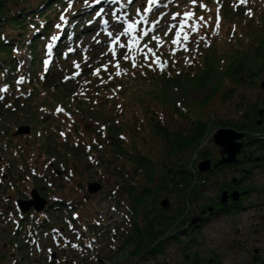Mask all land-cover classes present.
<instances>
[{
  "label": "rangeland",
  "instance_id": "1",
  "mask_svg": "<svg viewBox=\"0 0 264 264\" xmlns=\"http://www.w3.org/2000/svg\"><path fill=\"white\" fill-rule=\"evenodd\" d=\"M101 3L67 4L73 16H61L52 32L38 66L41 76L27 73L31 53L24 49L20 83L0 79V264H264V0H160L146 13L137 11L146 0H132L106 14ZM187 12L194 15L181 31ZM86 13L100 15L55 54L53 43L65 25ZM133 22L135 31L119 35ZM145 109L149 118L154 109L164 113L172 131L186 126V114L206 122L196 147L203 150L195 161L189 159L191 172L200 162L222 157L213 135L219 128L244 134L236 140L244 152L237 154L236 167L203 179L194 175L179 186L170 182L167 194L149 195L160 218H152L149 234L124 240L134 217L120 201L119 188L104 186L98 154L104 151L103 157L120 163V149L110 143L124 138V151H146L158 169L169 144L152 138V129L140 122ZM21 125L30 132L16 135ZM249 137L257 139L250 143ZM90 142L98 150H88ZM156 172L155 181L147 183L145 174L136 181L147 188V197L158 185ZM97 181L103 189L89 195L87 185ZM34 189L50 211H40L41 222L33 225L28 216L33 209L22 213L17 201L29 199ZM224 189L239 190L241 205L214 210ZM165 198L171 203L164 208ZM89 219L103 229L91 227ZM108 229H119L118 237L112 240ZM192 234L196 238L189 245L177 242Z\"/></svg>",
  "mask_w": 264,
  "mask_h": 264
},
{
  "label": "trees",
  "instance_id": "2",
  "mask_svg": "<svg viewBox=\"0 0 264 264\" xmlns=\"http://www.w3.org/2000/svg\"><path fill=\"white\" fill-rule=\"evenodd\" d=\"M71 1L73 4L82 2V0H0V79L2 83H4V81L5 83L8 82L9 85L11 83L14 84L15 82L20 83V78H17V72L20 69V63L18 60L21 57L24 49H28L31 53V69H27V73H31L32 75V72H37V76H41L43 74H41V71H38V66L42 64L41 59L46 53L45 47L46 45L53 42L52 32L54 31L58 21L61 20V16L65 14L69 20L73 16V14H69L71 10L70 7L67 6V4ZM102 1L105 3H101L100 10L102 12L105 11L104 14L122 7V4L131 5L129 0H121V4L117 3L115 0ZM65 8L69 11H64L63 13L62 10ZM93 16L94 14L90 15L89 13H86L83 17L79 16L77 20H74L75 22L69 21L70 25H65L63 32L59 34L60 36L58 38V42L53 43L55 47V54L58 55L60 52H62V46L71 41L74 38V35L79 34L78 29L80 26L83 28H89L90 25L88 24ZM110 18L115 20L113 17ZM72 25L73 27L71 29L70 26ZM188 112L189 111H186V113ZM144 114L146 117L145 119H141L140 122L143 124V126L152 129L151 137L153 138L154 135L155 137L159 136L165 145L169 144L165 156L167 159L162 161L160 164L157 162L158 169H155V161L149 157L146 151L138 149L134 152H131V150L128 148L126 151H124L126 142L124 141V138H122V140L119 138L115 139L112 143H110L111 146L108 143L103 144L104 142H99L100 140L97 141V143L99 142L103 144V147L108 145L116 150L120 149V151L116 152V154L118 157L123 158V160L118 163L116 162L117 157L114 158V161H112V159H110L108 156L103 157L107 155L103 154L104 151H101V153L98 154L103 161V164L100 165L103 167V173H101L100 179H104L106 182L104 184L105 187H109L110 189L114 190L119 188L120 192H122V199L120 200L127 204L134 217L129 231H126L127 233L124 237V240L133 239L135 236H140L144 232L149 234L154 225V220L157 221V219L160 218V216H157L156 212L152 210V208H158V206L154 204L155 201L150 199L149 195L156 196L162 194L163 191L167 194L170 190V182H173L174 185L179 186L178 184L184 181H190L189 178L194 176V174L188 168L190 161L189 159L196 150L198 143L203 138L205 127L207 125L203 120H197V117L194 119L193 115L186 114V126L184 128L178 127L176 130L172 131L169 129V124L171 123L168 118L165 117L164 113L160 114V112L154 109V115L149 118L148 109H145ZM107 126L109 127V125ZM96 131L100 133V138L102 136L101 131ZM115 133L116 132H114V134ZM111 138H114V135H111ZM256 139L257 138L255 137H251L249 142L253 143ZM120 141L121 143L123 141L124 142L121 144ZM13 142L15 143L16 140H13ZM93 143L95 145H93ZM93 143L90 142V144H87L88 150H98L96 147L97 143ZM13 145L14 144L12 142L9 143V147H12V149ZM115 151H108V149L105 150V152H108V154L110 152L115 153ZM131 161H135V165H131ZM240 163L241 162H238L237 164H224L217 169L210 170L207 173H203L197 168V176H195L203 179L205 174L209 173L212 176L217 172L222 171L225 167L233 168L238 166ZM155 172L158 175V185H154V189L148 193L147 197V194L145 193L147 188L145 187L142 189L141 184L139 186L138 182L136 181L138 180L139 176H143L144 174L145 178L147 176V183L150 179L155 181ZM107 176L109 178L114 177L115 180L108 181L106 180ZM156 186H158L157 189ZM225 187L230 188V185H225ZM181 191L182 188L178 189L177 192L180 193ZM187 193L189 192L187 191ZM158 198L159 197H157V200ZM141 204L143 205L142 209L139 207ZM237 204L238 206L239 204L241 205L240 202ZM213 205H216V203ZM235 205L236 204L228 205V210L230 211L231 207L237 206ZM225 207L220 206L219 208L224 209ZM198 208L203 207L199 204ZM47 211L50 210L47 209ZM39 214L40 213L34 212V215L30 217L40 220V218H38ZM154 216L156 217L154 220H152ZM89 221L91 222L90 226L92 227H96L98 229L102 227L90 219ZM168 233H170L169 235L174 236L171 231ZM108 234H111L109 230ZM111 236H113L112 240H114V237H118L117 233H112ZM188 237L189 236L187 235V238ZM195 238L196 236L192 234V236L188 238L189 240L184 241L181 239V237H179L177 242L183 247V245H189L188 241L194 240ZM120 240L121 239L119 237V241ZM157 251L161 252L163 251V248L161 247Z\"/></svg>",
  "mask_w": 264,
  "mask_h": 264
},
{
  "label": "water",
  "instance_id": "3",
  "mask_svg": "<svg viewBox=\"0 0 264 264\" xmlns=\"http://www.w3.org/2000/svg\"><path fill=\"white\" fill-rule=\"evenodd\" d=\"M261 87L264 89V80L261 82ZM263 113V111H261ZM30 132V126L28 125H21L18 127L16 135L19 133H29ZM244 134H241L237 132L234 129H227V128H219L218 132L214 135V141L216 144L221 146V148L224 150L222 154V158L219 160L217 164H215L213 167L217 168L218 166L222 164H232L236 163L239 160L237 159V154L240 153L242 143L237 142L236 140L243 137ZM212 167V160L207 159L203 162H200L199 169L202 172H206L210 170ZM102 185L98 182H91L88 185V190L90 193L98 192L101 189ZM33 198L30 200H23L20 199L19 205L21 206L23 211L29 210L32 206L36 208L37 211H40L44 209L47 201L45 198H43L36 189L32 191ZM231 196H233L234 200H237L240 196V192L238 190H235L231 193ZM222 202L225 203L228 201L229 192L228 190H224L222 192ZM170 204V200L168 198L162 200L163 207H167ZM194 222V220H193Z\"/></svg>",
  "mask_w": 264,
  "mask_h": 264
},
{
  "label": "snow or ice",
  "instance_id": "4",
  "mask_svg": "<svg viewBox=\"0 0 264 264\" xmlns=\"http://www.w3.org/2000/svg\"><path fill=\"white\" fill-rule=\"evenodd\" d=\"M97 2H99V0H97ZM132 2V0H129V3H131ZM160 2V0H146V6L145 7H143L142 9H137V11L138 12H151L152 10H153V6L154 5H156L157 3H159ZM192 2L193 3H195L196 2V0H192ZM243 2H246V0H243ZM201 6H203V5H201ZM179 14H177V16H178ZM185 15V17L187 18V19H185V20H182L180 23H181V31H183V26L184 25H186L187 24V20L188 19H191L192 18V16L194 15L193 13H191V12H187V13H185L184 14ZM174 19L176 18L175 16L173 17ZM200 20H203V17H200L199 18ZM136 27H137V23H135V22H133V23H128V25H127V27L124 29V31L123 32H121L119 35H126V34H128V33H131V32H133V31H135V29H136ZM192 30L193 31H198V29H196L194 26H193V28H192ZM111 35V34H110ZM143 35L144 36H148V32H144L143 33ZM178 35H179V33H178ZM153 40H159V37H156V36H152L151 37ZM184 39L185 40H187L188 39V37H187V35H185L184 36ZM114 42H115V40H114ZM174 43H175V41H174ZM121 47H124V45H121ZM131 50V49H130ZM149 51L151 52L152 50L151 49H149ZM125 59H128L129 58V56L128 55H125V57H124ZM118 66V65H117ZM135 66V65H134ZM117 74H119V73H117ZM61 111H62V109H61Z\"/></svg>",
  "mask_w": 264,
  "mask_h": 264
},
{
  "label": "flooded vegetation",
  "instance_id": "5",
  "mask_svg": "<svg viewBox=\"0 0 264 264\" xmlns=\"http://www.w3.org/2000/svg\"><path fill=\"white\" fill-rule=\"evenodd\" d=\"M219 159H220V158H218L217 160H219ZM217 160H213V163H216ZM229 192H231V191H229ZM219 200H220V197H219ZM219 200H216L215 203H218ZM233 203H234V202H233L232 197H229V199H228V203H227L226 205H232ZM220 206H224V205L221 203ZM220 206H219V205H216V208H217L218 211L221 210V209L219 208Z\"/></svg>",
  "mask_w": 264,
  "mask_h": 264
}]
</instances>
